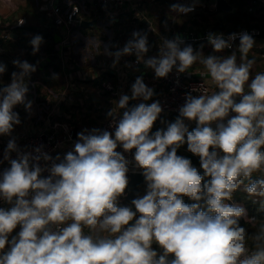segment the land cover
I'll return each mask as SVG.
<instances>
[{
    "label": "clouds",
    "instance_id": "1",
    "mask_svg": "<svg viewBox=\"0 0 264 264\" xmlns=\"http://www.w3.org/2000/svg\"><path fill=\"white\" fill-rule=\"evenodd\" d=\"M195 7L196 0L177 2L170 12L187 15ZM206 40L208 55L204 44L194 47L181 34L163 37L149 55L152 45L142 30H134L122 48L105 45L113 67L134 56L156 78L174 69L189 73L197 63L206 69L215 90L193 86L175 120L161 121L164 127L154 130L162 107L139 76L107 112L108 127L77 132L63 156L8 140L0 156V165H8L0 170V204L7 205L0 206V264H264V219L231 203L243 185L264 212V71L253 75L256 61L249 53L256 41L249 32L227 39L209 32ZM44 42L32 36V55ZM12 64L17 71L4 84L7 65L0 62V136H11L21 124L17 106L30 113L33 105L29 78L39 61L17 58ZM185 145L199 168L178 154ZM131 163L146 187L121 205Z\"/></svg>",
    "mask_w": 264,
    "mask_h": 264
},
{
    "label": "crops",
    "instance_id": "2",
    "mask_svg": "<svg viewBox=\"0 0 264 264\" xmlns=\"http://www.w3.org/2000/svg\"><path fill=\"white\" fill-rule=\"evenodd\" d=\"M204 1L208 2L211 5L216 4L215 0H196V4L200 5L199 11H194L185 15L197 19V28L192 27V25L189 24L185 26L184 30H181V24H178L176 27L175 23L179 20V17L185 16H178L175 19V23H173L172 19H169L171 16V12H169V16H167L165 12L163 13L162 11H157L158 9H162L164 5L170 6L171 4L176 3L173 0L153 1L154 5L160 4L159 8H152L151 6L153 5V2L142 4L140 6V18L126 15V23H122V26L125 24L126 31L130 35L134 30L137 29L147 31L148 36L150 37L149 42L152 45L151 51L155 49L157 44L155 43L156 36L152 35V30L156 27L159 31H163L168 28L171 30L173 28H177L175 29L177 30V33L179 31H183L181 35H189L187 34V31L189 32L191 27L194 30L199 29V31L201 32L200 34L204 33L206 30H212L216 33L227 32L225 30L217 29L219 25V19L220 21H222L223 19L227 21V16L224 13L234 14L239 11L238 8L235 9L232 5H230L232 7L231 12L220 11L217 10V8L212 12L208 11L207 9L203 11L201 9L203 8L202 6L205 5L203 3ZM66 2L67 0H0V22L2 21L4 24H8L11 28V39L7 42L0 39V62H3L7 65V72L2 77L3 83H9L11 73L13 71H17V69L12 64V61L14 59L19 58L21 60H27L29 63L33 64L39 61L37 71L33 73L29 78L30 83L36 82L35 89L33 87H29L30 90L28 99L33 101L31 112L29 113L25 111L22 105L15 108V111L20 114L21 124L15 126V130L12 132L11 136H0V144H7L9 139L15 138L18 146L22 145L28 135L36 134L44 127L52 126L58 123H68L72 126L73 129L76 128L77 132L83 130L84 128H102V123L107 118L106 114L110 110L111 100L106 93L102 92L99 89V84L96 81L91 82L74 80L72 86L74 88H77V91H72V89L67 91L65 90V78L59 59L56 56L57 44L60 40L61 31L53 23L51 8H53L55 4L65 11L67 9ZM245 3L246 5L244 7V10L249 14V17L251 18L249 24H254L252 28L260 29L262 32V27L264 25V12L262 10V12L258 10V5L256 3L254 4L253 0H246ZM156 12L162 13L159 18L156 17ZM220 12H224L223 15H221ZM173 14L174 13H172V16ZM104 17L105 15L102 12H100V17H97V15H94V13H91L90 17H85V21L93 22L94 28L92 30H89L80 27L77 30L84 37H88L89 40L94 42V45H96L100 40L97 39L94 32L98 30L99 24H102ZM201 17H203L204 19ZM22 19L25 21V24L21 27H17L16 23ZM183 19H180L179 23ZM142 20H146L150 27L148 28L142 23L141 25L143 27H139L137 25V21L141 22ZM208 20H210V22H208ZM165 21L167 22V27H165L164 25ZM202 21L206 22V24H202ZM227 22L230 26H234L232 22ZM242 22L244 21L242 20ZM134 24L137 26L135 29L133 28ZM243 29L247 28L245 27ZM243 29H236V31ZM2 30L3 28L0 27V37L2 34ZM171 30L169 34L170 38H172ZM36 34L41 35L45 42L42 43L40 51L36 55H32V48L29 41L32 36ZM178 34H180V32ZM101 41L107 42V40ZM189 43H191L194 47H198L200 44H204L205 47L203 50L205 55H208L212 52V48L207 44V42L193 41ZM261 46L262 43L260 44L259 42H256L254 48H258ZM254 48L250 51V53L254 52ZM229 53L230 52L225 51V53L223 54L227 55ZM237 55L239 54L237 53ZM78 56L81 57V59L83 57H86V54H81L80 47H78ZM130 57L133 58L134 56ZM203 69V65L197 63L193 65L192 68L189 69V71ZM54 73L58 74V79H53ZM135 79L136 78L132 80L131 85L135 82ZM143 79L149 87L154 89V92L156 91L157 86L163 88L161 86L160 78H156L155 73L151 69H147L145 71ZM47 89L54 90V92L58 94V97L50 98L47 94ZM64 91L66 92V95L63 96V94L61 93H63ZM33 93H35V98ZM40 104L47 106V109H41V111L38 110L37 105ZM169 119L158 120L156 126H164L161 121L168 122ZM72 145L73 142L66 143L56 153V155L60 154L61 156H63L64 153L72 149ZM180 151L183 155H187V153H189L187 151V146L180 148ZM141 190L143 193L145 191V186H142ZM234 196L238 197L239 193L235 194ZM237 197H233L231 203H237L244 206L242 202L236 200ZM121 205L129 204L127 202H123L121 203Z\"/></svg>",
    "mask_w": 264,
    "mask_h": 264
},
{
    "label": "built area",
    "instance_id": "3",
    "mask_svg": "<svg viewBox=\"0 0 264 264\" xmlns=\"http://www.w3.org/2000/svg\"><path fill=\"white\" fill-rule=\"evenodd\" d=\"M24 1V0H23ZM154 0H67V9L64 11L58 5L51 8L52 18L54 25L60 29L61 35L60 40L57 44L56 56L62 67L63 75L65 78V90L77 91V88L72 86L74 80L82 81H96L99 84V89L106 93L111 100V107L114 105V101L119 99L121 93L130 94L131 82L134 78L143 76L145 71L144 65L141 63L137 65L134 58H128L127 56L122 57L119 63L113 67L112 57L105 53V45H118L123 47L124 43L112 42L108 40L107 42L98 41L96 45L94 42L89 40L88 37H84L77 29L80 28L82 21H85V17H90L91 13L100 17V12H102L105 17L102 22L103 29L110 34L111 32L121 33V18L123 16L129 15L135 18H140L141 11L140 6L147 2H152ZM176 3H192L193 0H173ZM201 10L207 9L208 11H215L216 4H209L208 2H203ZM253 3L258 5V8L264 12V0H253ZM199 6L196 4L194 11H199ZM193 11V12H194ZM185 16V15H180ZM178 17L176 13L173 14L172 22L175 23V19ZM96 19V18H95ZM23 21V23H20ZM96 21V20H95ZM25 24V21L19 20L16 25L21 27ZM0 27L3 28L0 39L2 41H9L11 39L10 26L0 22ZM247 31L257 38L261 35V30L257 28L243 29L233 32ZM153 35L156 36L157 45L149 55H155L158 51V45L161 43L163 37L168 36L162 34L156 28L152 30ZM212 30H206L202 34L193 35H182L186 43L193 41L207 42L206 36ZM233 32H220L224 34V38L227 39V35ZM172 37L175 36L177 31L173 28L171 30ZM216 33V32H214ZM83 40V41H82ZM239 41L237 40L233 44V49L225 50L227 52L234 51ZM85 45L86 57L78 56V47ZM115 50V49H113ZM82 54V52H81ZM78 57V58H77ZM131 63V67H126L125 63ZM190 73V74H189ZM189 73L177 74L175 69L169 74L167 78H160L161 87L157 86L153 100H159L162 112L158 120H166L171 116H178V109L184 103V94L190 92L191 88L195 85L204 83V91L210 93L214 91V84L211 81L210 76L204 70L189 71ZM178 77V78H177ZM36 82H29V87L35 89ZM48 96L58 97V94L54 90L47 89ZM66 95L64 91L61 93ZM197 95L199 93H193ZM35 98V93H33ZM151 102V101H149ZM135 103V102H133ZM38 110L47 109L45 105H37ZM109 119L106 118L102 123V128H107L109 125ZM190 123V128L194 127V123ZM73 128L68 123H58L52 126L44 127L41 131L33 135H28L22 145H19L21 149H26L31 151L35 147L43 145V152L50 154L55 157L56 153L68 142H74L73 139ZM6 143L0 144V156H2L3 149L6 147ZM27 146V148H26ZM131 160V156H128ZM8 165L5 163L0 165V170ZM130 172H139V170H134V163L129 165ZM144 192L142 193V195ZM0 206H5L0 204ZM154 247H157L154 245ZM162 251V250H160Z\"/></svg>",
    "mask_w": 264,
    "mask_h": 264
},
{
    "label": "trees",
    "instance_id": "4",
    "mask_svg": "<svg viewBox=\"0 0 264 264\" xmlns=\"http://www.w3.org/2000/svg\"><path fill=\"white\" fill-rule=\"evenodd\" d=\"M228 2L235 9L238 8V10H239L238 12H236L234 14H227V13H224L223 12L227 16V21L232 22V24L234 26H230L228 24V22L226 20H224V19L222 21H220V19H219V25H218V28L217 29L218 30H225L227 32H233L234 30L236 31V29H243L245 27L247 29H251L254 26V24L253 25L249 24L251 18L249 17V14L244 10V7L246 5V3H245L246 0H228ZM235 2H236V4H235ZM201 18H203V17H201ZM180 19H182V18H180ZM242 20L244 22H242ZM178 24H181V30H184L185 29V26H187L189 24H191L192 27H196V28L198 27L197 19L194 18V17H187V18L183 19L180 23L178 21L177 23H175V26L177 27ZM137 25L139 27H143L141 25V22L140 21H137ZM192 27L190 28V31L189 32L187 31V34L192 33L193 35H195V34L198 35V34L201 33L199 31V29L194 30ZM263 31H264V25L262 27V33H261V35L259 37L255 38V40H259V43L260 44L262 43V46L261 47L254 48V52H257V54H258L257 58H254L249 53V58L250 59H254L257 63H260L261 64L257 68L256 72H262V71H264V35H263ZM179 32H180V34L183 33V31H179ZM171 36H172V34H171ZM175 118H176V116H171L168 122L174 121ZM164 126H165V124H164ZM164 126H162V125H158V126L154 125V130L156 128L164 127ZM183 147L184 146H182L181 148H183ZM178 154L179 155H183V154H181L180 149L178 150ZM185 156H188L190 159H192L193 165L199 168V161H198V158L197 157L192 156L191 153H187V155H185ZM201 173H202V170H201ZM257 177H259V173H254L253 178L255 179ZM245 183H247V181ZM238 193H239V196L238 197L237 196H234L235 194H238ZM233 197H237L236 200H238V201H240V202L243 203V205L245 206V208L248 210L249 217L255 216L257 219H264V212H258L259 205L258 204H254L252 202V200H251L252 198H248L247 197V193L244 192L243 185L237 190V192H235L233 194ZM185 202H189L190 203L191 201H189L187 198H185ZM240 222H241V225L242 226L248 227L250 232L253 231V229H251L250 226L247 225L243 219Z\"/></svg>",
    "mask_w": 264,
    "mask_h": 264
},
{
    "label": "rangeland",
    "instance_id": "5",
    "mask_svg": "<svg viewBox=\"0 0 264 264\" xmlns=\"http://www.w3.org/2000/svg\"><path fill=\"white\" fill-rule=\"evenodd\" d=\"M153 5L151 6L152 8H159L160 7V4L159 5H154V2L152 3ZM170 5V4H169ZM150 9V8H149ZM258 9V8H257ZM258 10H260V9H258ZM157 11H162L163 13L165 12V14L167 15V16H169V12H170V6H166V5H164L163 6V8L162 9H158ZM261 11V10H260ZM262 12V11H261ZM172 13L173 12H171V16H170V18L169 19H172L173 18V16H172ZM221 13V15H223V12H220ZM162 13H159V12H156V17L157 18H159L160 17V15H161ZM188 16H185V17H180V18H187ZM180 18H179V20H180ZM125 20H126V16H123L122 18H121V21L120 22H122V23H126L125 22ZM178 20V21H179ZM171 21V20H170ZM177 21V22H178ZM176 22V23H177ZM208 22H210V20H208ZM202 24H206V22H203L202 21ZM156 25H158V24H156ZM122 26V25H121ZM158 26H160V25H158ZM99 28H98V30H96L94 33H95V35H96V37H97V39L98 40H112V42H121V43H124L125 44V42L129 39V37H130V34L129 33H127V31H126V26H125V24H124V26H122L121 27V33L120 32H118L117 34H116V32H111L110 34H108V32H106L104 29H103V27H102V24H99V26H98ZM137 26L134 24L133 25V28L135 29ZM157 27H156V31H157ZM175 29H177V28H175ZM137 30H139V29H137ZM170 30L171 29H165V30H163V31H161V33L162 34H166L167 36H168V38H170ZM177 31V30H176ZM235 31V30H234ZM98 33V34H97ZM127 34H129V35H127ZM153 35V34H152ZM150 38V37H149ZM256 42H259V40H256ZM155 43H157L156 41H155ZM114 45V44H113ZM157 45V44H156ZM81 52H82V54H85L86 53V48H85V45L83 46V47H81ZM250 55L251 56H253L254 58H257V56H258V54H257V52H252V53H250ZM129 58H132V57H130V56H128ZM134 58V57H133ZM261 64L260 63H255V65H254V67H253V75L255 74V73H257L256 72V70H257V68L260 66ZM205 72H206V69H203ZM207 73V72H206ZM214 89H215V87H214Z\"/></svg>",
    "mask_w": 264,
    "mask_h": 264
},
{
    "label": "water",
    "instance_id": "6",
    "mask_svg": "<svg viewBox=\"0 0 264 264\" xmlns=\"http://www.w3.org/2000/svg\"><path fill=\"white\" fill-rule=\"evenodd\" d=\"M215 1H216L217 10L225 11V12L232 11V7L227 2V0H215ZM141 23L147 26L148 28L150 27L148 22H146V20H142ZM80 26L83 29L92 30L94 28V23L88 21H82ZM263 35H264V31H263ZM73 133H74L73 139L75 140L77 134L76 128H74ZM129 179H130V183L128 189H126V195L124 197H121L119 202L120 203L127 202L130 205L131 200L135 198L137 194L142 195L141 187L145 186V183H144V178L140 174V172H130Z\"/></svg>",
    "mask_w": 264,
    "mask_h": 264
}]
</instances>
